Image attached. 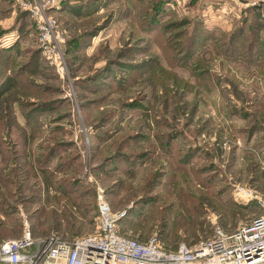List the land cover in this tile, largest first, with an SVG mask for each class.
<instances>
[{
	"label": "rangeland",
	"instance_id": "1",
	"mask_svg": "<svg viewBox=\"0 0 264 264\" xmlns=\"http://www.w3.org/2000/svg\"><path fill=\"white\" fill-rule=\"evenodd\" d=\"M251 1L59 0L63 77L30 12L0 0V246L25 224L92 233L101 193L122 231L171 249L211 235L214 215L232 232L263 214L264 3Z\"/></svg>",
	"mask_w": 264,
	"mask_h": 264
},
{
	"label": "built area",
	"instance_id": "2",
	"mask_svg": "<svg viewBox=\"0 0 264 264\" xmlns=\"http://www.w3.org/2000/svg\"><path fill=\"white\" fill-rule=\"evenodd\" d=\"M58 1L19 0V4L34 18L43 53L64 77L68 70L63 40L52 14ZM261 3L264 0H253L248 6ZM258 200L264 208V200ZM98 206L93 232L73 240L56 234L36 238L31 226L25 224L21 237L1 244L0 264H264V213L232 232L214 215L211 235L193 245L181 242L171 249L157 236L141 241L122 231L124 212L113 211L102 193Z\"/></svg>",
	"mask_w": 264,
	"mask_h": 264
},
{
	"label": "trees",
	"instance_id": "3",
	"mask_svg": "<svg viewBox=\"0 0 264 264\" xmlns=\"http://www.w3.org/2000/svg\"><path fill=\"white\" fill-rule=\"evenodd\" d=\"M264 7V6H263ZM253 9V8H252ZM261 12H262V14H263V9H260L259 7H254V10L252 11V14H253V16L254 17H256L257 19H258V21H260V19L262 20V18H261ZM262 23V22H261ZM260 24V23H259ZM259 26H261L262 27V25L260 24ZM244 30V26H239V27H237V29H236V31H239V30ZM237 36V34H234L233 32L231 33V35H230V40L228 41L230 44L232 43V41H233V39L232 38H234V37H236ZM139 240H141V241H145L143 238H142V236L140 235V237H137Z\"/></svg>",
	"mask_w": 264,
	"mask_h": 264
},
{
	"label": "water",
	"instance_id": "4",
	"mask_svg": "<svg viewBox=\"0 0 264 264\" xmlns=\"http://www.w3.org/2000/svg\"><path fill=\"white\" fill-rule=\"evenodd\" d=\"M126 214V212H124V215Z\"/></svg>",
	"mask_w": 264,
	"mask_h": 264
},
{
	"label": "crops",
	"instance_id": "5",
	"mask_svg": "<svg viewBox=\"0 0 264 264\" xmlns=\"http://www.w3.org/2000/svg\"><path fill=\"white\" fill-rule=\"evenodd\" d=\"M238 1V0H237ZM242 1V0H241Z\"/></svg>",
	"mask_w": 264,
	"mask_h": 264
}]
</instances>
